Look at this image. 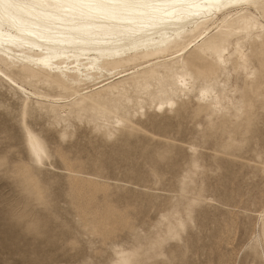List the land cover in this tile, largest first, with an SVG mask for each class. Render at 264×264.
Listing matches in <instances>:
<instances>
[{"label": "rangeland", "instance_id": "obj_1", "mask_svg": "<svg viewBox=\"0 0 264 264\" xmlns=\"http://www.w3.org/2000/svg\"><path fill=\"white\" fill-rule=\"evenodd\" d=\"M250 13L223 62L201 37L96 104L27 100L0 80V264H264V5ZM0 68L66 97L129 67L67 85Z\"/></svg>", "mask_w": 264, "mask_h": 264}, {"label": "bare ground", "instance_id": "obj_2", "mask_svg": "<svg viewBox=\"0 0 264 264\" xmlns=\"http://www.w3.org/2000/svg\"><path fill=\"white\" fill-rule=\"evenodd\" d=\"M86 3L87 0H0V63L12 67L20 64L47 77L64 78L63 85L129 68L114 81L76 90L66 97L35 92L1 68L0 80L27 100L61 105L75 98L96 104L92 97L102 88L160 60L187 57L191 44L201 37L196 45L214 39L212 51L220 47L217 58L223 62L222 54L231 45L228 41L247 29L250 9L258 11L264 0H115L108 9L89 8L84 6ZM259 16L264 20L260 13ZM235 19L244 28H234ZM239 59L245 61L241 53ZM179 79L186 82L185 75ZM209 95L202 93V97ZM26 140L32 155L41 162L46 153L28 128ZM262 214H257L260 219Z\"/></svg>", "mask_w": 264, "mask_h": 264}, {"label": "snow or ice", "instance_id": "obj_3", "mask_svg": "<svg viewBox=\"0 0 264 264\" xmlns=\"http://www.w3.org/2000/svg\"><path fill=\"white\" fill-rule=\"evenodd\" d=\"M83 3V0H81ZM115 0H87V3L84 6L89 8H100V9H108L113 7ZM192 55V53H189Z\"/></svg>", "mask_w": 264, "mask_h": 264}]
</instances>
